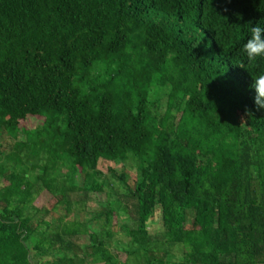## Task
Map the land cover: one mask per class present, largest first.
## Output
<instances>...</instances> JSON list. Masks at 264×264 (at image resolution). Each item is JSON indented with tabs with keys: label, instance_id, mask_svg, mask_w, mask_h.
Listing matches in <instances>:
<instances>
[{
	"label": "trees",
	"instance_id": "16d2710c",
	"mask_svg": "<svg viewBox=\"0 0 264 264\" xmlns=\"http://www.w3.org/2000/svg\"><path fill=\"white\" fill-rule=\"evenodd\" d=\"M256 24L264 0H0V264H264ZM106 192L100 231L69 220Z\"/></svg>",
	"mask_w": 264,
	"mask_h": 264
},
{
	"label": "rangeland",
	"instance_id": "374dc122",
	"mask_svg": "<svg viewBox=\"0 0 264 264\" xmlns=\"http://www.w3.org/2000/svg\"><path fill=\"white\" fill-rule=\"evenodd\" d=\"M41 126V120L38 118H30L27 121H24L21 123V129L23 131H28L31 129H35L37 127ZM21 140L25 139V136L22 134ZM11 139L8 137L2 139L3 143V151L8 150L9 144L11 143ZM100 170L103 171L108 177H111V170H114L118 176H123L127 175L129 176V186L130 189L134 188V184L137 180L138 177V171L136 164L133 162H128L127 164L125 163H111V162H101L100 164ZM123 184H118L116 187H114L115 190H117L118 193L121 194H127L128 188L125 187ZM79 196L75 195L74 200L79 201ZM107 201H108V195L107 192L102 194L99 197H94L91 198L87 205L84 208H81L80 206H75V212L74 214L69 218V220H86L90 223V227L93 231H100L102 229V223L103 220L105 221V218L103 220H98V215H103L106 212V207H107ZM54 198L52 194H50L48 191H41L37 193L36 195V202L35 205L38 208H46L49 210H53L54 208ZM59 217V214L55 211H52V214L48 216V220H53L57 219ZM131 223H129L130 225ZM113 229L118 233L117 238L121 240L123 243H127L129 241L128 237L125 236L122 230H119V225H118V218H115L114 220V225ZM163 231V220H162V214L160 210H157L156 214L154 217L151 219L149 223V233L151 235H157L160 234ZM81 244L84 245L85 247L90 244V239L88 236H83L82 239L80 240ZM122 246H125L122 244ZM119 251V252H117ZM117 253L119 254V261L121 264H126L127 261V253L121 251L119 248L117 249ZM77 264H92L91 263V258L90 260H86L85 256H78L77 257ZM141 263V261H139ZM130 264H137V261H133Z\"/></svg>",
	"mask_w": 264,
	"mask_h": 264
},
{
	"label": "clouds",
	"instance_id": "9594fccd",
	"mask_svg": "<svg viewBox=\"0 0 264 264\" xmlns=\"http://www.w3.org/2000/svg\"><path fill=\"white\" fill-rule=\"evenodd\" d=\"M243 51L250 63L257 62L258 58L264 59V27L256 24L251 27V35L243 45ZM245 68V65H238ZM252 88L255 90L254 103L256 108L264 109V73L253 76Z\"/></svg>",
	"mask_w": 264,
	"mask_h": 264
}]
</instances>
